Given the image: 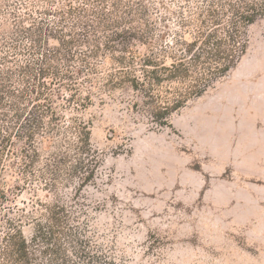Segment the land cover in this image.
I'll return each instance as SVG.
<instances>
[{
    "label": "trees",
    "instance_id": "trees-1",
    "mask_svg": "<svg viewBox=\"0 0 264 264\" xmlns=\"http://www.w3.org/2000/svg\"><path fill=\"white\" fill-rule=\"evenodd\" d=\"M109 3L23 0L15 38L0 42V264H81L71 249L101 264L71 231L73 213L62 201L63 191L94 183L100 167L85 113L120 93L132 98L120 103L151 124L171 127L239 67L251 27L264 19V0H179L177 10L164 7L156 52L147 9ZM28 191L36 212L9 205V194ZM26 222L35 225L31 238Z\"/></svg>",
    "mask_w": 264,
    "mask_h": 264
},
{
    "label": "rangeland",
    "instance_id": "rangeland-1",
    "mask_svg": "<svg viewBox=\"0 0 264 264\" xmlns=\"http://www.w3.org/2000/svg\"><path fill=\"white\" fill-rule=\"evenodd\" d=\"M131 2L147 9L159 52L164 7L177 10L179 0ZM21 3L0 0V42L15 38V16L27 12ZM249 40L239 67L174 115L171 127L151 124L120 103L132 100L120 93L85 113L100 167L94 183L63 191L62 201L73 213L71 231L101 264H264V19ZM9 196L15 210L36 212L29 191ZM23 226L31 238L34 223Z\"/></svg>",
    "mask_w": 264,
    "mask_h": 264
}]
</instances>
